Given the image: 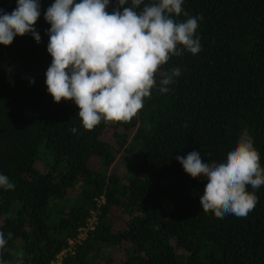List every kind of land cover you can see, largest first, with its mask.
Segmentation results:
<instances>
[{
	"label": "trees",
	"instance_id": "obj_1",
	"mask_svg": "<svg viewBox=\"0 0 264 264\" xmlns=\"http://www.w3.org/2000/svg\"><path fill=\"white\" fill-rule=\"evenodd\" d=\"M54 2L39 0V43L27 33L0 44V174L15 185L0 188V264H48L91 209L93 228L61 264H264V185L248 186L258 199L246 217L218 218L200 204L207 179L176 159L198 151L224 162L247 128L264 167V0H184L188 15L203 16L201 51L171 57L131 121L91 131L74 101L55 103L47 90ZM173 68L181 74L162 94Z\"/></svg>",
	"mask_w": 264,
	"mask_h": 264
},
{
	"label": "clouds",
	"instance_id": "obj_2",
	"mask_svg": "<svg viewBox=\"0 0 264 264\" xmlns=\"http://www.w3.org/2000/svg\"><path fill=\"white\" fill-rule=\"evenodd\" d=\"M109 3L110 0H55L45 13L51 25L48 93L55 103L74 101L87 131L102 121H131L157 86L161 67L184 51L192 55L201 51L196 31L203 16L188 15L182 8L184 0H118L111 12L107 10ZM181 15L186 19L179 20ZM39 17V0H18L11 14L0 9V44L8 46L16 36L27 33L39 43L41 37L34 28ZM180 74L179 68L164 74L159 80V92L167 93ZM70 131L75 134L77 128ZM176 159L192 178L207 179L200 196L204 212L218 218L228 214L246 217L255 208L258 198L248 186L259 189L264 185V167L247 128L241 131L224 162L205 163L198 151ZM14 187L9 177L0 174V188ZM6 244L5 234L0 231V249Z\"/></svg>",
	"mask_w": 264,
	"mask_h": 264
},
{
	"label": "built area",
	"instance_id": "obj_3",
	"mask_svg": "<svg viewBox=\"0 0 264 264\" xmlns=\"http://www.w3.org/2000/svg\"><path fill=\"white\" fill-rule=\"evenodd\" d=\"M102 201V196L95 198V203L98 205ZM96 209H91L89 215L86 216L84 223L79 225L73 236H69L66 239V245L62 247L53 259L48 264H61L62 257L67 253H73L75 245L80 243L85 238L87 232L93 228L96 220Z\"/></svg>",
	"mask_w": 264,
	"mask_h": 264
},
{
	"label": "rangeland",
	"instance_id": "obj_4",
	"mask_svg": "<svg viewBox=\"0 0 264 264\" xmlns=\"http://www.w3.org/2000/svg\"><path fill=\"white\" fill-rule=\"evenodd\" d=\"M120 163V162H119Z\"/></svg>",
	"mask_w": 264,
	"mask_h": 264
}]
</instances>
